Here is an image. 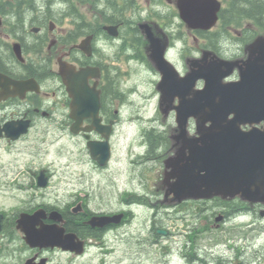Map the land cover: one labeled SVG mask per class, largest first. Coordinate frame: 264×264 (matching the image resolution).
Returning a JSON list of instances; mask_svg holds the SVG:
<instances>
[{
	"label": "flooded vegetation",
	"instance_id": "af4514ba",
	"mask_svg": "<svg viewBox=\"0 0 264 264\" xmlns=\"http://www.w3.org/2000/svg\"><path fill=\"white\" fill-rule=\"evenodd\" d=\"M51 1L0 0V264H140L141 260L136 263L141 258L139 245L156 252L161 250L166 257L158 262L170 264L167 242L175 235L172 231L175 220L183 223L186 234L192 236L190 241L195 242L219 226L216 223L219 217L222 218L220 231L235 226L236 217L230 216L229 206L223 207L220 202L165 201L168 160L181 149L173 139L178 133L177 124L138 126V143L130 148L128 174L116 160L121 141L127 139L121 116L125 97L119 91L109 62L114 54L128 65L145 64L154 69L147 36L139 26L127 27L122 23L117 37H112L105 25L96 26L78 37L73 23L60 25L63 9L58 8L55 14L57 4ZM151 1L147 0L149 4ZM171 29L154 25L152 31L156 38H167V57L182 76L195 67L190 61H199L206 50L226 60L245 58L247 46L260 35L258 32L264 33V28L259 26L238 29L227 25L215 33L187 30L183 36H175L170 31L178 30L173 26ZM89 35L93 36L90 56L77 47ZM189 36L197 46L193 52L185 40ZM178 42H184L182 48ZM235 45L243 53L229 56L228 49ZM176 51L184 60L182 69L176 62L178 55H173ZM61 62L77 68L102 69V77L91 78L89 85L93 87L97 83L101 91V124L110 134L112 155L105 166L93 159L88 146L91 141H105L103 133L91 129L92 118L78 123L72 117L73 98L60 74ZM156 76L159 78L157 73ZM227 80L238 82L239 70ZM203 87L204 81H198L197 88ZM178 103L176 98L174 105ZM193 128L194 124H190L189 135L196 133ZM152 138L160 143L152 145ZM47 140L50 144L72 145L71 169L41 166L47 153ZM56 186L64 188L65 194L51 200L47 190ZM246 208L256 215L262 206ZM142 209L148 213L143 220L139 218ZM117 215H122L120 223L99 226V220H95ZM51 225L58 227L60 235L62 231L64 236L75 235L82 247L72 251L60 247L31 248L26 243V231ZM116 254L118 260L111 261ZM196 259H199L197 254L180 253V260L186 264Z\"/></svg>",
	"mask_w": 264,
	"mask_h": 264
},
{
	"label": "water",
	"instance_id": "95a60500",
	"mask_svg": "<svg viewBox=\"0 0 264 264\" xmlns=\"http://www.w3.org/2000/svg\"><path fill=\"white\" fill-rule=\"evenodd\" d=\"M181 20L190 28L210 30L219 21L222 3L219 0H176ZM111 36H119V26L104 28ZM150 43L149 51L157 70L162 75L158 85L161 92L160 110L166 116L176 111L179 134L174 139L181 146L176 156L168 161L165 201L182 203L186 200L240 198L251 205H264V37H258L247 48L245 60L228 61L206 52L198 66L196 61L185 77H181L166 58L167 40L156 38L148 23L140 24ZM93 36L77 46L88 56L92 54ZM166 40V42H164ZM211 58V60H209ZM236 68L238 82H225ZM60 74L73 98L72 117L78 123L92 118L91 129L101 131L105 141H91L88 146L94 160L105 166L111 156L109 132L100 119V94L97 83L91 87V78H101L98 67L77 69L61 62ZM203 80V89H196ZM176 98L179 104L174 105ZM195 119L197 136L188 134V124ZM77 126V125H76ZM243 126H250L244 130ZM44 184V182H42ZM45 186V185H43ZM170 198V199H169ZM264 217V210L261 211ZM121 217L95 218L97 225L119 223ZM221 218L217 219L219 222ZM91 224L95 225L92 221ZM166 234L164 231H159ZM27 243L35 248L60 247L75 250L82 247L75 235L58 233L56 225L38 231H26ZM77 243V245H76Z\"/></svg>",
	"mask_w": 264,
	"mask_h": 264
},
{
	"label": "rangeland",
	"instance_id": "374dc122",
	"mask_svg": "<svg viewBox=\"0 0 264 264\" xmlns=\"http://www.w3.org/2000/svg\"><path fill=\"white\" fill-rule=\"evenodd\" d=\"M135 2L138 4V8L135 12L129 11V16L132 18L142 17L145 18V20L157 22L159 24L162 23L158 21L159 17L155 19L154 11L159 12L162 16H166L172 15L173 11L176 9L172 2H167L166 0H162V2L158 3L152 1L150 4L147 2V0H135ZM94 3H96V0H93V2L90 4L92 5ZM60 7L63 9V17H59L60 25L72 26L73 21L68 13L69 5L63 3V5L59 6L57 4V6L54 7L55 14L56 10H58ZM97 8L104 9L105 6L99 3ZM75 13L76 16L77 14L85 15L89 20L93 19L92 15L94 14L91 8H89V3L88 5L78 4L75 7ZM171 20L175 25L182 23L179 18L172 17ZM245 24L254 25L252 22ZM221 27L222 26L219 25L213 31L218 32L220 29H222ZM167 28L172 30L170 29V26ZM184 29L186 28L182 27L179 28V31L177 32H170L175 36H183V34L180 35L179 33ZM260 33L262 32H258V34ZM185 40L188 42V46L191 47L190 49L192 52L196 50L197 46L194 44L191 36L186 37ZM179 45L180 48H182L184 42H180ZM242 51L237 45H235L234 47L228 49V55L230 56V54L237 53L242 54ZM179 54L180 53L177 51L173 53V55H178L176 56L178 59L176 62L179 66H181L182 69L185 64L184 60L181 59L182 57ZM112 56L113 61L109 62V66L111 67V70L114 71L113 76L118 79L121 89L124 90L127 98L125 102L126 105L121 111L123 119L122 124H125L127 128V139L126 142L121 141L120 149L116 155V160L121 162L122 166L120 167L124 168L128 174L131 157L130 148H135L138 143V126L141 124H175V119L173 116H170L168 119L163 120L164 118L159 112V92L157 90V83L159 79L156 76L155 69H152L145 64L128 65L127 62L123 61V59H117L116 55L113 54ZM171 58L175 60V58ZM192 124H194V121ZM47 142V153L41 160V166L49 169H71L72 167L70 166L73 152L72 145L69 142H65L61 145L55 143L50 144V140H47ZM123 146L125 147L122 151L121 149ZM33 164L34 163L31 161V165ZM115 167L118 168L119 165L115 164ZM60 194L64 195L65 190L59 186L52 187L47 190V196L48 198H51V200H55ZM147 216L148 213L145 209L139 211L140 219L143 220ZM192 221L194 220L192 219ZM253 222L254 225L251 224V226H247ZM241 226L243 228L235 229V233H226L214 229L212 232L207 233V235L198 242L195 249H192L193 244L187 238L183 223L177 222L175 220L172 224V231L175 235L167 242V247L171 252L170 255L172 258V262H170V264H186L183 260H180V253L182 251L188 253L196 251L197 255H199L201 258L208 256L210 261L209 264H264V218L261 217L260 214L254 216L253 218L247 217L243 220ZM233 234H236L237 236H234ZM231 235L234 236L232 239L229 238ZM137 249L141 251V253H139L141 258H137L136 263H139L141 260L140 264H161L158 262V260L166 257V254H163L161 250L156 252L154 249L145 247L141 248L140 245L137 247ZM118 258L119 254H116V256L113 257L111 261L118 260ZM194 263L199 264L198 262Z\"/></svg>",
	"mask_w": 264,
	"mask_h": 264
},
{
	"label": "trees",
	"instance_id": "16d2710c",
	"mask_svg": "<svg viewBox=\"0 0 264 264\" xmlns=\"http://www.w3.org/2000/svg\"><path fill=\"white\" fill-rule=\"evenodd\" d=\"M226 7L221 13V19L223 25H243L248 22H252L255 25L264 28V0H222ZM49 0H47V3ZM53 4L58 2L69 5L68 13L72 18L73 24L77 27L78 37L86 35L93 30L94 25L101 28L102 24H120L124 23L127 27L136 25V21L129 17V11H136L138 4L135 0H96V3L92 4L94 9L93 19H87L85 15L75 13V7L78 4H88L93 2L92 0H52ZM101 3L105 6V10L99 12L97 7ZM98 14H97V13ZM99 29V28H98ZM157 145L158 142H154L151 139V144ZM214 202H220L223 207L229 206L232 211V215H236L243 208L247 207L246 203L239 200L226 202L221 199H215ZM235 209H233V208Z\"/></svg>",
	"mask_w": 264,
	"mask_h": 264
}]
</instances>
